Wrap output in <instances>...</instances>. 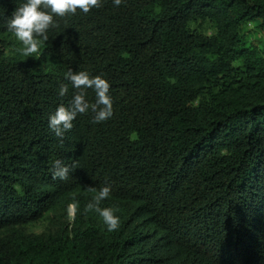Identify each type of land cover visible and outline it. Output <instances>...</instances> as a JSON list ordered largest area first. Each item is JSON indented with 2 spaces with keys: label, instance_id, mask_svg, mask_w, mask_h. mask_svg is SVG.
Segmentation results:
<instances>
[{
  "label": "trees",
  "instance_id": "16d2710c",
  "mask_svg": "<svg viewBox=\"0 0 264 264\" xmlns=\"http://www.w3.org/2000/svg\"><path fill=\"white\" fill-rule=\"evenodd\" d=\"M21 2L0 0L6 49ZM54 21L38 58L0 50V264H264V0H103ZM69 69L110 82L113 116L61 138ZM106 184L113 231L86 208Z\"/></svg>",
  "mask_w": 264,
  "mask_h": 264
},
{
  "label": "clouds",
  "instance_id": "9594fccd",
  "mask_svg": "<svg viewBox=\"0 0 264 264\" xmlns=\"http://www.w3.org/2000/svg\"><path fill=\"white\" fill-rule=\"evenodd\" d=\"M103 0H22L11 17L6 21V29L14 35L22 47L17 51L23 56H35L44 42L48 39V32L55 24L54 17H64L76 14L77 10L88 13L92 9L100 8ZM114 6L119 7L122 0H112ZM74 90L68 106L59 105L48 118V127L57 137L71 130L73 121L78 115L91 111L94 113L93 122L101 123L113 116V99L110 95V82L101 75H90L87 71H73L64 73ZM95 93V102L86 99V90ZM68 86L61 84L59 95L64 96ZM74 167V165H73ZM70 167L61 160H56L53 166V179H65ZM111 186L104 185L86 205L88 210H94L107 225L108 231L116 230L120 219L111 207H100L101 201L110 195Z\"/></svg>",
  "mask_w": 264,
  "mask_h": 264
},
{
  "label": "rangeland",
  "instance_id": "374dc122",
  "mask_svg": "<svg viewBox=\"0 0 264 264\" xmlns=\"http://www.w3.org/2000/svg\"><path fill=\"white\" fill-rule=\"evenodd\" d=\"M249 31H251L250 39H256V38H261V34L259 31H257L253 25L249 27ZM264 41V37L262 39ZM4 41L3 38H0V50L5 53V54H10L11 49L14 51L13 53L15 54H20L17 49L22 47L19 41L15 39V37H12L9 39V42L11 45L6 49L4 46ZM35 56H31L32 58H38L40 55V49L38 51V54H34ZM42 67L44 69H48L50 67V63L43 64ZM74 216V208L70 207L68 211L67 217H65L62 213H51L48 216H46L44 219L29 225L28 230L29 232L35 233V234H40L43 232H50V231H55L58 229L59 225L67 222L71 223L73 220Z\"/></svg>",
  "mask_w": 264,
  "mask_h": 264
}]
</instances>
